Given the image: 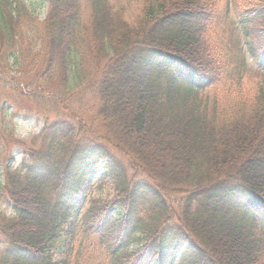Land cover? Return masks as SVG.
Segmentation results:
<instances>
[{"label":"trees","instance_id":"1","mask_svg":"<svg viewBox=\"0 0 264 264\" xmlns=\"http://www.w3.org/2000/svg\"><path fill=\"white\" fill-rule=\"evenodd\" d=\"M45 1L41 21L24 0H0L1 62H20L39 40L46 87L37 90L59 91L65 103L78 83L96 115L84 126L66 108V120L46 121L27 145L2 108L0 201L10 213L0 211V264H80L66 252L78 229L103 242L115 264H264V85L251 101L197 103L208 64L198 47L202 22L218 13L213 1L151 0L139 23L112 19L109 0H90L92 25L78 0ZM241 15L250 56L264 67V0ZM80 33L92 67L83 66ZM101 165L121 197L87 205ZM142 209L155 224L138 222Z\"/></svg>","mask_w":264,"mask_h":264},{"label":"rangeland","instance_id":"2","mask_svg":"<svg viewBox=\"0 0 264 264\" xmlns=\"http://www.w3.org/2000/svg\"><path fill=\"white\" fill-rule=\"evenodd\" d=\"M28 9L41 21L47 15L49 2L45 0H24ZM83 11V20L86 24H95L92 14L94 6L90 0H78ZM151 0H109V4L104 12L110 10L112 19L121 18L135 22L146 10ZM217 15L214 18H207L202 22L203 33L200 35L198 58L200 61H207V67L197 82H206V88L198 92L201 100H197L201 107H208L215 103L225 104L240 103V101H251L258 94L264 85V67L259 68L258 64L251 58L246 47L241 25V13L255 3V0H212ZM107 9V10H106ZM103 12V13H104ZM109 13V12H108ZM116 16V17H115ZM246 16V15H245ZM248 19V17H247ZM139 19V23H140ZM84 23V24H85ZM138 23V26H139ZM205 28V29H204ZM83 58V66L92 67L89 60L90 55L86 44L88 38L86 34L80 33L78 36ZM32 41L29 51L24 50L20 62H1L0 59V119L2 108L8 110L13 118V135L16 140L31 145V142L38 136L46 121L50 123L56 119H67L66 108H71L77 115H81L80 120L83 125H92V118L96 115L93 108L94 99L88 92L78 91L79 84L72 86L73 94L65 103L57 94L54 97L45 96L38 88L44 90L45 81L40 79L42 73L41 63L45 60L46 54L42 42ZM99 62L108 61L109 55L104 56L103 52L97 53ZM97 56V57H98ZM203 59V60H202ZM96 64H100L95 61ZM39 63V64H38ZM38 64V65H37ZM80 56H75L70 74H77L80 69ZM37 68V69H36ZM93 73V72H92ZM54 89L58 90L54 87ZM43 95H40V94ZM32 94V95H31ZM31 97V101L29 100ZM33 98V99H32ZM203 98V99H202ZM92 119V120H91ZM89 125V126H90ZM98 131V127L90 128ZM81 132L87 137L86 131ZM37 141V146L41 141ZM103 165L92 174V180L87 184L90 189L85 194L87 205L93 199L112 201L120 198L121 195L114 182L110 179L102 178ZM15 171V170H14ZM2 169L0 168V182L2 179ZM6 202L0 201V211L8 214L9 207ZM9 215V214H8ZM80 216H75L74 223H78ZM152 213L139 210L137 220L141 224H155ZM72 241H69L66 252L71 254L72 263L78 261L80 264H115L111 263V254L107 246L95 238L89 239L78 229Z\"/></svg>","mask_w":264,"mask_h":264}]
</instances>
